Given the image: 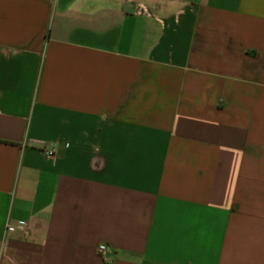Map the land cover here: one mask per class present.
I'll list each match as a JSON object with an SVG mask.
<instances>
[{
  "label": "crops",
  "instance_id": "obj_1",
  "mask_svg": "<svg viewBox=\"0 0 264 264\" xmlns=\"http://www.w3.org/2000/svg\"><path fill=\"white\" fill-rule=\"evenodd\" d=\"M0 264H264V0H0Z\"/></svg>",
  "mask_w": 264,
  "mask_h": 264
},
{
  "label": "built area",
  "instance_id": "obj_2",
  "mask_svg": "<svg viewBox=\"0 0 264 264\" xmlns=\"http://www.w3.org/2000/svg\"><path fill=\"white\" fill-rule=\"evenodd\" d=\"M45 152V154L48 156V157H51V156H53V151H51V150H45L44 151ZM106 251V248H105V246H99L98 248H97V253L100 255V256H103L104 255V252Z\"/></svg>",
  "mask_w": 264,
  "mask_h": 264
}]
</instances>
